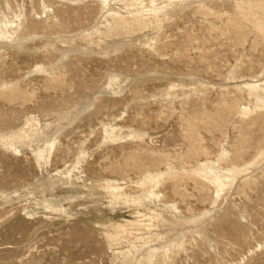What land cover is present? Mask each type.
Masks as SVG:
<instances>
[{"label": "rangeland", "instance_id": "obj_1", "mask_svg": "<svg viewBox=\"0 0 264 264\" xmlns=\"http://www.w3.org/2000/svg\"><path fill=\"white\" fill-rule=\"evenodd\" d=\"M0 264H264V0H0Z\"/></svg>", "mask_w": 264, "mask_h": 264}, {"label": "bare ground", "instance_id": "obj_2", "mask_svg": "<svg viewBox=\"0 0 264 264\" xmlns=\"http://www.w3.org/2000/svg\"><path fill=\"white\" fill-rule=\"evenodd\" d=\"M21 133H23V135H25V131L24 130H22V132Z\"/></svg>", "mask_w": 264, "mask_h": 264}]
</instances>
